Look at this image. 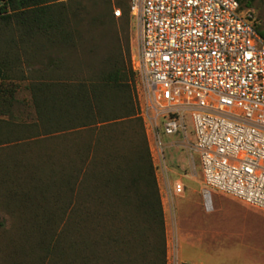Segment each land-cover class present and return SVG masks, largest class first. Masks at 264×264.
I'll list each match as a JSON object with an SVG mask.
<instances>
[{"label":"trees","instance_id":"16d2710c","mask_svg":"<svg viewBox=\"0 0 264 264\" xmlns=\"http://www.w3.org/2000/svg\"><path fill=\"white\" fill-rule=\"evenodd\" d=\"M237 1L249 8L257 0ZM114 7L111 0H0V31L13 26L22 40L40 36L47 46L77 57H45L27 85L33 122L12 123L18 140L61 143L56 156L40 144V162L30 165L47 166L56 196L44 202L25 193L26 208L40 214L37 221L64 224L55 250L43 244L48 264H166L164 210L135 97L129 5L119 21ZM19 63L0 60L2 117L14 116ZM102 224L104 252L98 248L103 238L90 236ZM65 248L71 253L65 255Z\"/></svg>","mask_w":264,"mask_h":264},{"label":"built area","instance_id":"2783aa9c","mask_svg":"<svg viewBox=\"0 0 264 264\" xmlns=\"http://www.w3.org/2000/svg\"><path fill=\"white\" fill-rule=\"evenodd\" d=\"M128 5L137 30L136 101L158 171L167 173L161 136L177 135L170 145L187 149L193 164L197 157L206 212L211 190L264 212V38L254 10L237 0Z\"/></svg>","mask_w":264,"mask_h":264},{"label":"rangeland","instance_id":"374dc122","mask_svg":"<svg viewBox=\"0 0 264 264\" xmlns=\"http://www.w3.org/2000/svg\"><path fill=\"white\" fill-rule=\"evenodd\" d=\"M111 2L115 6L114 10L124 12L128 0H111ZM117 3L122 4L123 7H117ZM249 8L254 10L258 18L260 31H264V0L255 1ZM114 18L118 21L120 19V17L115 16ZM128 20L130 56L135 59L137 30L129 15ZM37 37L31 42L26 41L27 39L22 40L13 26H9L4 28V31H0V60L4 58L8 60H19L20 63L16 64V66L18 71H22L19 74V79L16 80L18 92L13 108L14 116H0V217L3 223L0 227V264H48V260L44 259L43 244H47L51 249L55 250L54 245L57 235L64 227V224L40 223L37 221L40 218V214L36 213V215H33L32 211L26 208L30 202L26 194H31L32 200H40L43 197L44 202L50 196H56L54 175L46 172L47 166L40 163L37 167L32 168L30 165L40 162L38 160L42 154L37 153V148H39L40 144L43 148L45 145L47 151L55 152L56 149L57 152L61 143L59 144L56 139L51 138L39 139L25 137L18 140L13 124L16 125L18 121L21 124H30L33 122V109L31 107V97L27 90V85L35 79L34 75L36 72L43 69L42 66L46 60L45 57L47 55H50L52 58L61 56L65 57L68 62L75 60L77 57L74 58L75 55L70 51H59L57 48L47 46L43 38L40 36ZM84 46H82L83 48L81 47V51H85V48H87V45ZM79 55L82 56L81 53ZM144 131L162 202V197L164 198V186L156 165V149L152 135L145 125ZM175 140H180V137L177 135L161 136L164 160L169 179L172 182L179 180L183 187H202L204 189L205 186L203 185L202 177L197 167V157L195 156L193 164L192 158L190 159V152L187 149L172 147L170 145ZM54 152L52 153L53 156L55 155ZM76 192L74 190V194ZM211 192L214 211L208 213V219L211 221L209 224L207 223L209 225L208 227L212 228V223H215V226H219V231L222 234L231 232L233 234L243 235L244 233L246 243L249 241L250 244H261L263 247L264 221L260 223L257 221L245 222L243 218L245 217L244 204L217 191L211 190ZM52 199L50 200V204L55 205L57 201H53ZM72 201L75 202V200ZM87 204L88 202L85 204V209L88 207ZM85 212L87 213L86 210ZM252 212L255 213V216L260 215L264 217V212L258 211L255 208H252ZM83 215L85 219L87 216H85V213ZM99 231V233H92L90 236L91 239L103 238L98 248L104 252V224L101 225ZM165 234L167 246L166 264H171L174 257L169 247L166 230ZM224 242H227L228 245L233 244L234 246L237 244L235 239L222 240V245ZM184 252L187 255L185 250ZM69 253L71 252L65 248L64 254ZM103 262L104 260L102 264H104Z\"/></svg>","mask_w":264,"mask_h":264},{"label":"crops","instance_id":"0c3cea01","mask_svg":"<svg viewBox=\"0 0 264 264\" xmlns=\"http://www.w3.org/2000/svg\"><path fill=\"white\" fill-rule=\"evenodd\" d=\"M160 175L165 186L162 205L168 243L181 264H264V246L261 244H250L249 241L246 243L244 233L222 234L215 223H212V228L208 227L207 223L211 222L208 219L210 212L204 209L202 187H183L181 193H175L173 187L166 186L182 183L179 180L172 182L168 172ZM244 206L245 222L264 221L263 216H255L252 212L254 207L246 204ZM213 211L214 209L211 212ZM230 239H235L237 244L234 246L224 242L222 245V240Z\"/></svg>","mask_w":264,"mask_h":264}]
</instances>
